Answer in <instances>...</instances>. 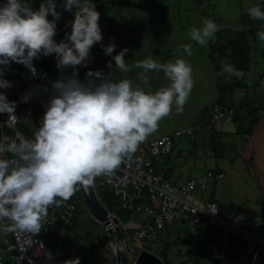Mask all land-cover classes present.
<instances>
[{
	"label": "clouds",
	"instance_id": "clouds-1",
	"mask_svg": "<svg viewBox=\"0 0 264 264\" xmlns=\"http://www.w3.org/2000/svg\"><path fill=\"white\" fill-rule=\"evenodd\" d=\"M64 11L73 13L71 32L57 42L56 22L61 19L56 0H42L34 10L29 0H6L0 4V89L12 87L4 78L12 62L23 64L37 77L33 61L55 55L61 75L51 82V96L45 103L40 126L32 139L17 132L7 145L0 144V154L11 153L13 160L0 158V232L40 233L49 209L69 200L78 186L88 187L97 177H111L118 167L133 159L139 146L169 116L184 106L194 87L191 65L183 58L159 63L152 57L129 66L125 48L112 56L115 43L101 45L112 56L115 67L127 75L131 68L142 69L140 83L124 78L110 81L100 71H88L81 81L78 66L87 67L92 47L103 40L100 13L92 0H63ZM249 19L264 21V9L255 5L247 9ZM53 19L49 20L48 17ZM219 31L217 23L206 18L202 26L188 35L200 46L208 44ZM264 41V30L256 33ZM189 56L190 44L181 45ZM221 72L227 77L239 75L234 65L221 60ZM112 68V62L107 64ZM71 68V74L64 70ZM162 71L170 81L156 91L145 90L149 80L145 73ZM31 93L23 97L31 99ZM16 102L0 92V114L14 120ZM64 264H80L69 259Z\"/></svg>",
	"mask_w": 264,
	"mask_h": 264
},
{
	"label": "rangeland",
	"instance_id": "rangeland-1",
	"mask_svg": "<svg viewBox=\"0 0 264 264\" xmlns=\"http://www.w3.org/2000/svg\"><path fill=\"white\" fill-rule=\"evenodd\" d=\"M41 2L42 0H29L34 10L39 9ZM56 2L57 11L62 14L61 19L56 22V40L60 42L65 37L63 29L71 28L70 22L74 19V15L64 11L63 0H56ZM101 4L110 5L111 9L100 14L99 25L103 40L92 47L88 66H78L85 80L88 79L86 73L91 70L102 72L110 81L115 82L128 78L134 83H140L138 74L143 71L142 69L131 68L130 72L125 75L115 67L112 56L125 48L129 49L125 56L129 66L147 57H152L159 63L174 61L177 58L185 59L192 67L194 87L184 110L176 114L175 106H173L172 113L159 122L158 129L144 142L153 141L178 130L192 128L193 135L175 136L172 154L169 158H165L166 161L175 165L178 183L184 184L190 177H202L208 170L222 169L225 175L220 181L213 182L209 179L211 182L207 189L196 188L193 194L202 195L207 199L215 193L218 186H226L228 194L226 205L233 206L247 222H250V217L253 220L264 222V178L250 173L238 175L236 168L232 170L233 163L239 159L246 161L236 162L238 165L242 162L247 165L252 163L253 156L250 154V148H247V151L244 150L245 142L250 140L255 120L260 117L264 119V41H258L256 38V33L264 30V21L254 22L249 19L247 13V9L255 5H261L264 9V0H101ZM49 17L53 18L51 15ZM206 18L213 19L219 28L251 32L249 34L252 47L251 61L246 78L242 79L241 73L231 77H227V74L221 76L223 85H226L225 92H228V95L224 97V102L234 107L241 117L235 122L232 117L219 121H213L210 117L212 104L220 98L217 83L218 72L215 62L210 58L211 43L217 37L215 35L207 45L200 46L188 35L191 28L201 27ZM111 43H115L116 50L112 56L105 55L101 45ZM184 44L191 45L192 54L190 56L181 48ZM109 61L113 65L111 69L107 67ZM14 64L15 62H12L10 67L5 69L9 80L13 74L10 69ZM51 71L52 78L54 77L52 82L60 78L61 71L57 68L56 61ZM71 72L69 68L64 70L65 74H71ZM40 73L42 76L44 71L41 69ZM145 75L149 83L141 86L146 91L151 89L154 92L170 84L162 71H151ZM24 77H18L11 83L22 81ZM42 77L47 81L45 76ZM14 78L15 75L12 79ZM36 86L39 96L38 103L26 107L33 115L29 122L33 130L40 126L41 118L46 110L43 95L37 83ZM251 107L257 110L251 111ZM243 112L245 114H242ZM259 143L258 146H260ZM223 148V154H219L218 152L221 153ZM156 160L161 161V158ZM258 162L261 166L264 164V158ZM94 183L98 186L97 178ZM84 198L82 195L78 200L80 208L77 206L78 202L76 203L72 225L66 231L56 235L55 239H47L51 244L50 252L53 257L61 259L68 257L69 252L75 249L79 258L81 253L77 244H80V248L87 252L90 251L89 244H92L95 254H90L84 262L80 259V264H92L93 261L94 264H116L112 238L103 224L99 222L98 227L94 223L98 221L93 217ZM145 216L147 217V214H142L137 220ZM205 227L193 234L188 224L182 225L176 222L162 230L156 242H146L144 247L154 251L156 248L163 249L165 243L168 242L166 257L168 264H181L182 262L185 264H221L216 263L211 257V254L218 250V232L210 226ZM128 242L129 249L121 244L123 264H135L136 254L142 250V247L134 245L131 237L128 238ZM159 256L164 258L162 253H159ZM222 264L247 263L244 254L238 252Z\"/></svg>",
	"mask_w": 264,
	"mask_h": 264
},
{
	"label": "built area",
	"instance_id": "built-area-1",
	"mask_svg": "<svg viewBox=\"0 0 264 264\" xmlns=\"http://www.w3.org/2000/svg\"><path fill=\"white\" fill-rule=\"evenodd\" d=\"M28 73L22 81L12 84V87L0 89L9 101L17 104L13 121L7 122L8 114H0V144L10 143L17 132L26 138H34L33 134L21 127L22 123L29 125L33 118L26 107L35 105L39 99L37 92H29L31 85ZM4 78L9 81L6 74ZM29 93L32 94L31 99L24 102L23 97ZM235 114L234 107L218 100L210 108L213 121ZM30 130L34 131L32 126ZM189 135H193L192 128L143 142L133 159L122 163L111 177H97L98 186L110 189L118 197L121 208L130 213L128 223L121 221V226L115 225L116 229L121 228L123 232L121 244L129 249L128 238L131 237L134 245L146 249V242H156L159 233L176 222L188 224L193 234L202 227L210 226L218 232V250L211 254L216 263H225L237 251H242L247 264H264L263 221L247 222L233 206L211 196L205 199L202 195L193 194L196 188L207 189L211 181H220L225 172L208 170L202 177H190L184 184H179L157 168L154 159L172 153L175 136ZM0 158L14 159L7 152L0 154ZM93 185L95 188V183ZM85 190L89 191V186H78L69 200L58 208L49 209L40 233L34 235L18 231L0 238V264H64L66 260L78 258L75 249L66 258L53 257L47 239H55L56 235L70 227L75 217L76 203ZM142 214H147V217L137 220Z\"/></svg>",
	"mask_w": 264,
	"mask_h": 264
},
{
	"label": "trees",
	"instance_id": "trees-1",
	"mask_svg": "<svg viewBox=\"0 0 264 264\" xmlns=\"http://www.w3.org/2000/svg\"><path fill=\"white\" fill-rule=\"evenodd\" d=\"M93 4H95L96 11H98L100 14L106 13L111 9L110 5L109 6L102 5L101 0H94ZM48 19L51 20L53 18L48 17ZM63 32H64V35H66L67 33L71 32V28H64ZM250 33L251 32L247 31V30L240 31V30H234V29H229V28H219V31H217L215 33L217 39L211 43V50L212 51L210 52V58L215 62L216 69L218 72L217 73V83H218V89L220 92V98L218 99V101L224 102V95H225V91H226V85L225 84L223 85V83H222V78H221L222 75H219V73L221 72V65L219 63V60L220 61L223 60V61H226L227 63H229L231 65H234L235 68L239 71V73H241L242 79H245L247 76V71L249 69V65H250V61H251L250 59H251L252 47H251V43H250V39H249ZM56 38L57 37L55 36L54 39L56 40ZM55 61H56V57L54 54L47 56V57L41 56L39 59V65H40L41 69L44 71V74L42 76L46 77L48 84H49L50 92L52 91L51 82L54 78V77L52 78V71L51 70H52L53 65L55 64ZM69 69H71V68H69ZM10 70L12 71L13 74L11 75V78H10L11 81L10 80L9 81L14 82L18 77H24L27 68L23 64H16L15 63L11 67ZM71 71H72V69H71ZM78 71H79V77L78 78L82 82L86 81L79 68H78ZM14 75H15V78L13 80L12 78L14 77ZM245 106H246V104H245ZM250 109H251V111L257 110V108H254V107H251ZM248 112H249V110H248ZM235 115H237V110H236ZM21 127L25 131L33 134V131L30 130L29 125L22 123ZM221 151H222L221 153H220V151L218 153L223 154L224 148L221 149ZM216 153H217V151H216ZM171 154L172 153H170L167 156V158H169L171 156ZM154 161H155V164L158 168L159 163L156 162V159H154ZM160 168H162V167L160 166ZM162 169H164V168H162ZM165 174L168 176V173H165ZM97 194H98L100 200L104 203V205L111 212H115L118 215V217L121 219V221H123V222L125 221L126 223L129 222L130 213L127 211H124L121 208L120 201H119L118 197L115 196L114 193L110 189L97 186ZM213 197H214V193L211 195V198H213ZM84 200H85V198H84ZM77 206H78V208L81 207V205L79 204V201H78ZM72 223H71V225H72ZM94 223H96L99 227V225H100L99 222L95 221ZM117 234H118L120 240L123 239V232L120 228H117ZM167 243H165V245L163 246V249L161 251V253L164 256L163 261L165 262V264H168L166 262L167 251H168V244ZM89 245H90L89 246L90 251L87 252L86 250H83L80 248L81 247L80 244H77V246L79 247L80 253H81V256L79 257V259H81L83 262L86 260L87 257L90 256V254H95L94 248L91 246L92 244H89ZM91 263L94 264V261ZM181 264H185V263L182 262Z\"/></svg>",
	"mask_w": 264,
	"mask_h": 264
},
{
	"label": "water",
	"instance_id": "water-1",
	"mask_svg": "<svg viewBox=\"0 0 264 264\" xmlns=\"http://www.w3.org/2000/svg\"><path fill=\"white\" fill-rule=\"evenodd\" d=\"M33 64L37 69V67L39 66V59L34 60ZM35 81L40 86L39 91L43 95L44 103H46L50 99V90L47 81L41 76V73H38L37 77H35ZM84 197L93 217L98 222L103 224L112 238L115 249L116 264H123L121 240L117 234V229L115 227V225L121 226L120 218L116 214L111 212L100 200L94 188V185L89 186V191H84ZM161 251L162 249L158 248L154 249V251L142 249L139 253L136 254L137 258L135 264H165L163 259L159 256V253H161Z\"/></svg>",
	"mask_w": 264,
	"mask_h": 264
},
{
	"label": "crops",
	"instance_id": "crops-1",
	"mask_svg": "<svg viewBox=\"0 0 264 264\" xmlns=\"http://www.w3.org/2000/svg\"><path fill=\"white\" fill-rule=\"evenodd\" d=\"M227 95H228V92H225L224 97H226ZM245 112H243L242 114H245ZM232 118H233L234 122H235V120H240L241 117L239 115V112L237 111V115L233 116ZM260 138H261V142L259 143V139ZM245 143H246V147H245L244 150H246L247 148H250L249 149L250 150V154H252V156H253L252 161H251L252 163L247 165V164L244 163L246 161L245 159H239L238 161L244 160V162H242V163H240L238 165V164H236V162H238V161H235L233 163L234 166H233L232 170L236 168V172L238 173V175L239 174L242 175V174L250 173L252 175H257L259 177L264 178V164H262L261 166L258 165L259 164L258 161L264 158V119H262V117L257 118L255 120V126L252 129V131H251L250 140L248 142H245ZM258 143H259L260 146H258ZM245 156L249 157V155H245ZM166 157H160L161 161H157L156 160V162L159 163V165L162 168H164V169L160 168L159 165H158V168H159L160 171H163L164 173H168V176L175 183H178L177 174L175 175V173H176L175 172V165L171 164L169 161H166L165 160ZM221 171L224 172V170H222V169H221ZM227 195L228 194L226 192V186H218L216 191H215V193H214V198H216L220 202L226 204L227 203L226 201L228 200V196ZM262 205L263 204H261V206ZM250 221H253V218L250 217ZM205 228H207V227H205ZM4 235H6V234L3 233V232H0V238H2ZM238 252H242V251H237L235 254H237ZM233 257H231V258H233ZM8 264H11V263H8Z\"/></svg>",
	"mask_w": 264,
	"mask_h": 264
},
{
	"label": "bare ground",
	"instance_id": "bare-ground-1",
	"mask_svg": "<svg viewBox=\"0 0 264 264\" xmlns=\"http://www.w3.org/2000/svg\"><path fill=\"white\" fill-rule=\"evenodd\" d=\"M6 2V0H0V4H4ZM40 70H41V67L40 65L37 67V72L40 74ZM28 80H29V83L31 85V90L29 92L31 93H35L36 92V81H35V77H32L30 71L28 70ZM39 86V85H38ZM40 88V86H39Z\"/></svg>",
	"mask_w": 264,
	"mask_h": 264
}]
</instances>
